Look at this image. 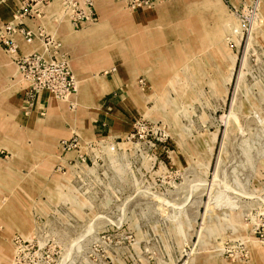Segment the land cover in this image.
Wrapping results in <instances>:
<instances>
[{"label":"rangeland","instance_id":"1","mask_svg":"<svg viewBox=\"0 0 264 264\" xmlns=\"http://www.w3.org/2000/svg\"><path fill=\"white\" fill-rule=\"evenodd\" d=\"M116 1L107 3L129 16L151 12L131 18L129 35L158 16L187 22L184 36L173 22L160 26L179 63L162 73L130 48L99 65L61 45L71 69L134 87L140 99L120 106L127 129L106 137L135 131L137 139L115 161L106 157L71 179L57 169L60 141L54 152L35 153L6 136L13 139L0 158V264H264V0H158L139 9ZM49 2L63 10L62 0ZM93 11L91 24L72 26L86 38L96 29L94 48L128 37L115 12ZM18 75L25 97L28 83Z\"/></svg>","mask_w":264,"mask_h":264},{"label":"crops","instance_id":"2","mask_svg":"<svg viewBox=\"0 0 264 264\" xmlns=\"http://www.w3.org/2000/svg\"><path fill=\"white\" fill-rule=\"evenodd\" d=\"M96 1L95 10L100 16L108 17L109 14L115 12V23L121 26L118 30L119 33H122L123 27L128 28L127 31H124V34H127L128 37L126 36L122 41L110 42L108 43L109 46L107 45L102 49L94 48L95 42L93 40L96 39L94 37L96 29L92 32V36L88 34L86 38L82 32L73 28L70 14L64 9L60 10V5L57 2H49L44 6L42 16H20L18 10L23 4V0H7L0 4V25L14 23L29 28L35 33L36 36L30 43L22 35L15 34L20 54L33 51L43 52L45 39L52 38L54 41L61 43L64 50L72 47L75 50L74 52L77 51L86 55L85 61L95 62L94 64L99 65H105L109 62L106 59V61H101L102 57L107 58L106 55L109 54L118 56V53L128 51L130 48L133 50V54L138 53L141 60L143 58L150 59V62L154 63L153 65H156V63L162 65V68L157 66V70L162 73L169 71L174 67V64L179 63L178 59L174 60L175 58H172L175 54L168 51V45L165 46L161 42L165 30H161L160 26L173 22L174 29L172 32L184 36L186 31L191 30L187 22L186 26L182 27L180 26L182 22H178L174 14L172 16L166 15L165 18L158 16L154 24L148 29L146 28L144 33L137 36L129 35L131 28L126 24L133 23L130 21L131 18L142 20L149 16L148 13L150 12L142 10L143 14L140 16H129L124 12L115 11V9L120 8L118 6L113 8L111 3H107L109 0L105 2L103 0ZM160 12L162 11L160 10ZM164 36H167L166 32ZM0 46V158L5 151L12 152V148L9 149L5 145L11 144L13 138L7 141L6 136L16 137L13 142L16 143L17 147H20V151L29 150L36 153L40 149L41 152L51 153L54 152V146L57 147L59 141L69 138L71 134V136L78 134L82 138L86 136L106 137L110 133L117 134L121 133L124 128L127 129L124 125L121 128V122H124L125 116H122L120 106L128 100L140 99L133 86L129 85L125 89L118 81L111 83L105 81V79L84 75L85 73L81 71V67L75 64L74 69H72L75 77L78 76L79 86L77 93L73 97L71 96L72 99H68V102L59 101L50 93L41 91L30 105L24 97L16 61L11 58L2 45ZM155 70L156 67H154V72ZM100 102H102V107H97L96 105H99ZM70 103L74 104V108H71ZM88 105H92V107ZM90 108L93 109V117L88 115ZM25 110H28V112H25ZM114 138L117 139L119 136L116 135ZM60 155V161L65 162V158L62 154Z\"/></svg>","mask_w":264,"mask_h":264},{"label":"built area","instance_id":"3","mask_svg":"<svg viewBox=\"0 0 264 264\" xmlns=\"http://www.w3.org/2000/svg\"><path fill=\"white\" fill-rule=\"evenodd\" d=\"M117 1L124 2L131 9H139L151 7L158 0ZM46 3L48 0H23L18 14L39 16L37 13L42 12ZM62 6L70 14L76 28L84 27L94 21L93 0H62ZM16 33L22 35L29 43L36 35L31 29L14 23L0 26V43L8 53L12 54L23 79L28 83L25 88V100H28L30 105L41 91H47L58 98H67L77 93L76 77L71 69L70 61L61 53L59 42L46 38L43 52L33 51L20 54L18 43L15 40ZM137 135L138 132L130 131L125 137L117 139L97 136L85 141L78 134L62 139L59 147L65 162L61 161L57 169L64 176H71L69 177L71 179L81 178V174L89 172L92 167L104 162L106 157H111L112 161H115L116 157L131 151L130 144L137 139Z\"/></svg>","mask_w":264,"mask_h":264},{"label":"bare ground","instance_id":"4","mask_svg":"<svg viewBox=\"0 0 264 264\" xmlns=\"http://www.w3.org/2000/svg\"><path fill=\"white\" fill-rule=\"evenodd\" d=\"M151 13V12H150ZM141 14H143V12H139V14H137V16H140ZM161 33V32H160ZM155 36V35H154ZM147 42V41H146ZM156 43V42H155ZM148 44V43H147ZM157 44V43H156ZM146 46V45H145ZM148 46V45H147ZM107 50V49H106ZM105 53H106V51H105ZM103 55H105V54H103ZM107 56V55H106ZM96 57V56H95ZM77 80L79 81V79H78V76H77Z\"/></svg>","mask_w":264,"mask_h":264}]
</instances>
